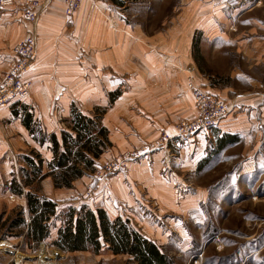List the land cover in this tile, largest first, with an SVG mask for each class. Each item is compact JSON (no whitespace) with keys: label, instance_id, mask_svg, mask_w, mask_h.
Segmentation results:
<instances>
[{"label":"rangeland","instance_id":"obj_1","mask_svg":"<svg viewBox=\"0 0 264 264\" xmlns=\"http://www.w3.org/2000/svg\"><path fill=\"white\" fill-rule=\"evenodd\" d=\"M10 1L11 4L8 5L0 3V9L3 10L7 6L13 5L20 11V7L27 0ZM39 1L43 4L42 11L50 3V0ZM59 1L63 3V0ZM89 3L100 14L98 18H105L110 28L115 27L117 20L123 21L125 25H122L125 27L126 34L131 35L132 32H138L139 36L143 38L142 40L147 41L146 47L150 49L155 48L153 44H161L173 31L180 33L182 29L178 26V22L185 20L187 15L190 18L193 10H195V16H197V10H204L205 16H208V18L212 14L216 15L220 23L224 24L216 36L228 38L229 45L239 46L240 48L228 46L223 41L221 42V37L215 39L217 41L216 45L214 41L205 44L202 35L195 30L192 34V44L189 46L193 63L198 68H204L203 70L200 69L201 72L211 73L208 76L210 81L226 85L219 87L228 96L230 95L228 90H231V88H234L241 95L256 93L261 95L263 93L264 96V0H89ZM103 4L112 6L113 11L106 10ZM78 9L71 15H65L64 12L63 14L66 18H71L77 13ZM243 9L245 10L239 13ZM244 12L245 15H242ZM21 13L25 18L24 12ZM249 19L258 20L262 25L253 23V26L249 27ZM194 21L191 23L193 24ZM209 21L215 22V19ZM28 22L31 23L33 28L35 27V22L30 20ZM188 31H190V27ZM210 33L213 36L214 32ZM31 34L36 43L37 35L34 31L29 32L28 35ZM244 35L251 36L252 43L239 44L238 37H245ZM160 59L161 62H168L167 58ZM10 61L11 49L10 60L7 68L3 70L0 81L4 73L10 68ZM173 67L179 69L178 66L173 65ZM239 74H247L251 77L250 84L238 82L235 76ZM185 82L193 99L195 114L176 121L174 123L175 134L171 135L161 130L155 137L142 142L137 147L121 151L99 162H95V159L111 144L109 141L107 143L106 131L100 124L104 109H94L92 111L89 116L94 120L96 128L91 130V135L99 141L98 149L100 152L98 156H93V158H90L92 154L87 153V157L92 161L88 169L91 183L83 187L82 191H75L79 183L78 180L71 181V185L66 188L64 186L59 189L53 188L51 182L53 174H50L51 169L46 171L47 166L44 163L40 165L39 173L41 174L42 169H45V173H42L43 176L36 180L33 179L34 175L33 173L29 174L31 169L28 163L22 160V157L27 155L35 163L38 162L37 157L28 154V148L16 151L19 158L18 171L12 167L5 196L0 197V264H126V258L130 255L124 254L115 259L110 258L111 255L108 254L112 252L105 245L102 246L105 247L103 250L101 247L96 252L90 246L84 251H66L54 246L52 242L57 238V231L63 226L67 217V208L72 205L79 206V203L76 205V202H83L82 204L87 206L91 204L89 207L95 210L96 204L93 201L86 200V198L89 199L94 196L96 181L125 172L129 161L141 158L160 148L168 150L171 156H175L173 145L189 142V140L194 139L193 137L198 134L202 135L207 131L213 133L199 139L197 153L194 154L195 151L187 153L188 159L193 154L202 156L198 159L199 163L195 168H183L179 173L175 168H173L174 172L171 173L168 168L162 170L161 174L166 182L172 181L171 200L174 207L170 210L169 208L163 209L153 199L156 195L148 193L150 199H147L145 205L138 206L136 210L141 216L142 209H146V213H144L146 216L142 217L144 219L141 223L138 219L136 222H131L128 218H120L124 219L131 229L142 236L144 235L140 232V227L146 222L144 227L155 233L145 231L151 239L144 237L160 247L161 251L171 259L170 264H264V107L256 106L254 108L253 106L256 104H253L252 101L244 102V104H247L246 106H240L236 102V98L228 96L227 98L226 95L224 97L209 92L194 79L190 72H188ZM191 82L195 84L191 85ZM194 87H199L208 94H213L214 100L223 101L227 106L228 113L223 114L221 117L217 116L213 120H204L197 131L177 132L176 124L178 122L188 118L191 119L199 114V104L197 106L193 94ZM28 94L29 88L27 96ZM111 97L113 95L109 96L110 100H112ZM245 97L247 96L243 98ZM25 98L15 101L16 106L22 108V105L19 104H23ZM234 109H238L239 118H243L244 121L252 119L255 125L252 128L251 126L247 128L248 135L246 137L235 133L234 136H231L233 139L228 137L229 141L220 146L218 145V138L232 133L220 135L216 133L218 132L216 126ZM25 110L28 111V108L26 107ZM73 111L78 112V108L74 105L69 117L63 119L67 130L64 132L70 134L75 133L71 128ZM20 114L26 117V112H20ZM26 125L29 129H32V132L36 130L40 138L46 137L40 133L38 126ZM101 128L103 134L98 133ZM1 131L4 133V130ZM9 131L13 132L12 129H9ZM162 136H164L163 139ZM60 141L62 145L58 150L61 152L64 145L61 139ZM131 152H135V155ZM41 156L43 155L40 152L38 157L42 159ZM112 161H116L118 166L115 165L112 170H105V164H110L108 162ZM26 171L28 172L25 175ZM26 179L31 180V183L24 185ZM14 182L21 186L22 192L25 193L23 187H26L25 190L34 191L38 196H46L52 201V196L55 194L72 193L71 196L56 200L57 203L53 201L57 212L50 215L49 220L46 222L48 234L39 242L26 239L24 234L30 218L27 204L25 211L23 208L16 206V203H8L7 201H11L13 197L20 195L12 188ZM17 208L22 209L24 223L11 231H5L3 220L7 216L10 219L16 217L15 209ZM98 208L102 209V207ZM161 234H166V237H161ZM159 241L163 242V245H159Z\"/></svg>","mask_w":264,"mask_h":264},{"label":"crops","instance_id":"obj_2","mask_svg":"<svg viewBox=\"0 0 264 264\" xmlns=\"http://www.w3.org/2000/svg\"><path fill=\"white\" fill-rule=\"evenodd\" d=\"M103 5L106 10L113 11L112 6ZM21 12L13 5L0 9V77L10 60L11 47L31 31L37 35L35 59L23 74V77L30 81V86L28 96L23 100V104H19L22 108L16 106L15 101H12L13 104L0 106L1 198L5 196L8 188L12 167L16 171L19 168L16 151L28 148V154L34 157L41 152L43 155L41 165L44 163L47 166L46 171H50L48 163L54 157L51 136L55 137L60 148L62 133L67 131L63 119L69 117L73 105L78 108L80 114L89 118L94 109H104L100 124L106 131L107 143L109 141L111 145L95 159V162H99L121 151L137 147L155 137L161 130L171 135L175 134L174 123L195 114L193 99L185 82L188 72L207 91L226 95L219 87L226 85L210 81L208 76L211 73L201 72L200 69L204 68H198L193 63L189 49L195 30L202 35L205 44L214 41L216 45L217 37H221L220 41L228 44V38L216 36L224 24L220 23L214 14L208 18L204 10H197L195 16L193 10L190 18L187 15L185 20L178 22L182 29L180 33L173 31L161 44H153L155 48L150 49L146 47L147 41L142 40L138 32L126 34L123 21L117 20L115 27L110 28L105 18H98L100 14L89 0L81 1L80 8L73 18L64 16L61 1L50 0L49 5L36 20L34 28ZM245 12L242 15H245ZM208 19H215V22ZM253 23L262 25L258 20L249 19L248 26L252 27ZM110 26L113 27L112 24ZM210 32H214L213 36ZM244 36L238 37L239 44L252 43L251 36ZM228 46L240 48L235 45ZM160 58H167L168 62H161ZM235 78L245 84L252 81L247 74H239ZM228 92L230 95L226 97L236 98L240 106H246L244 102L252 101L256 104L254 108L264 107L263 93L241 95L234 88ZM110 95H113L112 100L109 98ZM244 96L247 97L243 98ZM26 107L29 112L25 110ZM237 111L238 109H234L217 124L216 133L220 135L239 133L243 137L248 135L247 128L250 126L252 128L255 124L252 119L244 121L243 118H239ZM20 112H26V117ZM26 124L38 126L40 133L46 137L40 138L36 130L32 132ZM1 130H4V133ZM212 133L207 131L193 137L194 139L189 142L173 145L175 156H171L168 150L160 148L129 161L125 172L96 181V190L93 194L95 197L91 196L86 200L93 201L96 208L102 207L110 219L123 217L130 219L131 222L138 219L140 223L144 219L142 217L146 216L144 214L146 209H142L141 216L136 210L138 206L147 203V199H150L149 194L156 195L152 197L163 209H172L174 207L171 200L172 181L166 182L161 174L162 170L168 168L171 173L175 168L179 173L183 168H195L199 163L198 159L202 157L194 155L197 153L198 141ZM71 135L75 137V133ZM194 151L193 156L188 159L187 153ZM90 158H93V155ZM44 170L42 169V173H45ZM82 172L84 173L81 176L72 181H79L75 191L91 183V177L88 175L90 171L82 169ZM51 182L53 188H63L56 187L52 178ZM25 189L27 188L23 187L24 191ZM71 195V192L55 194L52 199L57 203L56 200ZM7 201L16 203V206L26 211L24 192ZM78 203L79 206L85 205L83 202H76V205ZM89 206L87 207L91 208ZM144 225H141L140 232L150 238L145 231L155 232L148 230ZM160 236L166 237V234ZM157 239L159 240L158 237ZM158 243L163 245V242ZM105 247H102V250ZM108 255L115 259L124 254Z\"/></svg>","mask_w":264,"mask_h":264},{"label":"trees","instance_id":"obj_3","mask_svg":"<svg viewBox=\"0 0 264 264\" xmlns=\"http://www.w3.org/2000/svg\"><path fill=\"white\" fill-rule=\"evenodd\" d=\"M72 121L71 128L75 132V137L69 132L62 133L63 151L58 150L59 145L55 137L51 136L54 157L48 164L56 187L70 186L71 181L84 173L82 169H89L92 161L87 157V153L96 157L100 152L98 149L99 141L91 135V130L96 128L94 120L73 111ZM98 133L103 134V129H99ZM231 136L234 135L225 134L218 138V145L221 146L229 141L228 137L233 139ZM36 157L37 163L27 155L23 156V160L28 163L31 169L29 174L33 173L35 180L43 176L42 173L39 174L42 159ZM30 181L26 179L24 185L30 184ZM12 188L18 194L23 193L21 186L15 182ZM24 194L30 216L24 234L26 239L39 242L47 236L48 225L46 222L50 215L57 212V209L54 202L46 196H38L31 190H25ZM15 210L16 217L10 219L7 216L3 220L5 231H11L24 223L22 209L17 208ZM66 216L63 226L57 231V238L52 242L59 249L84 251L90 246L96 252L105 245L113 254L130 255L131 257L127 259L126 264L171 263V259L153 241L131 229L127 222L120 217L110 220L105 211L100 208L92 210L85 205L79 207L72 205L67 208Z\"/></svg>","mask_w":264,"mask_h":264},{"label":"built area","instance_id":"obj_4","mask_svg":"<svg viewBox=\"0 0 264 264\" xmlns=\"http://www.w3.org/2000/svg\"><path fill=\"white\" fill-rule=\"evenodd\" d=\"M0 3L8 5L11 4V1L0 0ZM79 3L80 0H63V12L65 15H71L76 11ZM42 8L43 4L39 0H27L20 7L21 11L24 12L25 18L32 22L38 18ZM35 48V38H33L32 34L12 46L10 68L4 73L0 81V106L7 105L12 101L22 100L27 96L30 82L23 78V74L35 57ZM192 84L195 83L191 82ZM193 94L197 106L199 104V114L191 119L188 118L178 122L176 124L177 132L197 131L204 120H213L217 116L221 117L223 114L228 113L226 104L221 100H214L213 94H208L199 87H194ZM165 135L167 136V134ZM161 138L163 139L164 136ZM131 153L135 155V152ZM108 163L110 164H105L104 166L105 170H112L115 165L118 166L116 161Z\"/></svg>","mask_w":264,"mask_h":264},{"label":"bare ground","instance_id":"obj_5","mask_svg":"<svg viewBox=\"0 0 264 264\" xmlns=\"http://www.w3.org/2000/svg\"><path fill=\"white\" fill-rule=\"evenodd\" d=\"M36 20H37V18H36L33 22H36ZM33 38H34V37H33ZM15 44H16V43H15ZM27 70H28V69H27ZM27 70H26V71H27ZM26 71H25V72H26ZM25 72H24V73H25ZM23 78H24V77H23ZM24 79H25V78H24Z\"/></svg>","mask_w":264,"mask_h":264}]
</instances>
